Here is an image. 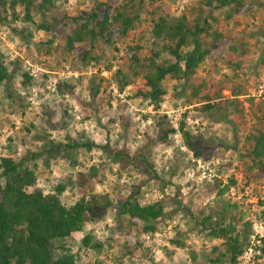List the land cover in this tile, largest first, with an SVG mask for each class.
Wrapping results in <instances>:
<instances>
[{
    "label": "rangeland",
    "instance_id": "rangeland-1",
    "mask_svg": "<svg viewBox=\"0 0 264 264\" xmlns=\"http://www.w3.org/2000/svg\"><path fill=\"white\" fill-rule=\"evenodd\" d=\"M95 3L101 4L99 18L107 12L110 22L116 9L127 5L126 0H54L66 18L47 32L33 30L28 51L9 27L0 26V49L9 59L18 57L21 66L11 83V98L4 97L0 89V156L18 159L26 150H39L41 141L31 136L43 134L40 107L59 115L62 102L69 122L64 131L73 134L84 128L100 146L108 143L111 149L124 146L132 152L155 138L156 123L164 115L176 132L167 142L153 145L149 162L159 179L146 181L137 197L141 205L159 203L163 207L164 216L156 220L154 232H146L137 218L118 217L115 209L116 196L126 197L132 186L146 178L136 167L115 164L100 148L80 157L74 169L60 156L47 165L38 160V186L45 192L53 184L46 180L72 174L76 182L77 174H89L90 167L97 170L94 177H86L83 187L63 194L66 205L92 194L107 196L112 202L98 221H87L72 234L75 264H212L210 260L216 259L221 260L219 264H230L226 241L210 233L216 223L231 228L230 235H237L245 245L239 264H264V169L247 171L245 167L252 137L264 131V0H246L228 22L220 17L222 38L208 47L209 54L194 71L177 83H163V102L155 110L125 99L146 90L144 75L153 59L151 12L167 5L174 18L190 25L201 0H141L133 4L137 20L130 37L121 38L118 24L112 23L104 40L75 42L67 51V37L90 19ZM32 14L36 22L42 21L37 13ZM11 24L24 25L21 21ZM163 43H158L156 62L166 64L173 59ZM89 50L93 60L84 66L82 59ZM64 84L74 88L60 95ZM95 86L98 91L92 96L88 87ZM193 87L201 88L195 98L190 97ZM214 87L221 88L220 92ZM180 91L183 95L176 96ZM207 104L211 108L203 109ZM122 115L130 120L127 134L119 123ZM181 122L201 148L200 156L185 144ZM64 131L45 128L51 139H61ZM243 235H249L247 242ZM85 237L91 243L99 242L101 248L85 246Z\"/></svg>",
    "mask_w": 264,
    "mask_h": 264
},
{
    "label": "trees",
    "instance_id": "trees-1",
    "mask_svg": "<svg viewBox=\"0 0 264 264\" xmlns=\"http://www.w3.org/2000/svg\"><path fill=\"white\" fill-rule=\"evenodd\" d=\"M53 1L0 0V26L9 27L12 34L28 51L33 43V30L47 32L58 23L60 18H66L65 13L55 8ZM162 1L149 0L150 3ZM245 1L201 0V6L195 8L196 13L190 25H186L183 19L174 18L167 5L154 7L151 12L154 21L151 51L153 59L149 61L146 67L148 71L144 75L146 90H137L134 94L126 95L125 99L132 104L148 105L154 110L157 109L165 95L163 83L167 81L170 84L177 83L180 78L194 71L209 54L208 47L215 45L222 38L219 28L220 17L224 22H228L232 14L238 11ZM251 1L258 3V0ZM126 2L125 7L116 9L111 18L112 22L107 12L101 19L99 18L97 9L101 4L95 3L90 10V19L79 29L74 30L72 36L67 37L66 50L71 51L75 42H85L86 39H89L91 43L98 39L104 40V34L112 23L118 24L121 38L130 37L137 20V16L132 12L133 8H136L133 4L141 0H126ZM32 12L41 16L42 21L36 22ZM15 21H21L24 25L17 28L11 24ZM30 26L32 29L29 28ZM161 41H164V51L173 59L170 63L156 62L159 58L158 43ZM90 50L84 53L82 59L84 66L93 60L89 58ZM20 71L19 58L9 59L0 49V89L4 97L11 98V83L18 77ZM22 77L26 82L31 79L27 74H22ZM172 87L174 91H177L176 84ZM73 88V84H64L60 95L71 92ZM88 88L92 96L98 91V86ZM220 89L216 87L215 92L219 93ZM200 90V87H193L190 97H197ZM181 95H183L181 91L176 94L178 97ZM58 105L61 109L59 115L54 109L47 111H42V107L38 109V115L43 119L39 128L43 134L38 133L31 138L41 141L39 150H26L18 159L0 156V264H75V255L70 249L72 234L79 230L83 223L98 221L112 206L107 196L94 194L88 199L83 196L72 205H66L63 201V194L66 191H73L75 186L83 187L88 180L87 176L92 178L96 175L97 170L94 167H90L89 174H77L76 182L73 181L72 174L61 180H46V183L53 184L45 192L38 186L40 179L38 160L47 165L60 156L67 161L69 168L74 169L80 157L90 154L95 148H100L115 164L123 167L134 166L146 177L138 186H132L126 197L116 196L117 216L127 215L139 219L144 224L143 229L146 232H154L156 220L164 216L163 207L159 203L141 205L137 197L141 186L146 181L159 179L149 162L153 145L167 142L168 137L176 132V128L167 121L166 116L162 115L158 119L155 138L132 152L124 146L119 150L109 148L108 143L100 146L92 140L84 128L75 130L73 134L64 131L69 125L68 112L62 102ZM209 108L211 106L207 104L203 109ZM119 123L127 134L130 126L129 118L122 115ZM31 125L34 126V124ZM45 128L48 131H64V135L61 139H51L50 135L46 134ZM179 131L187 147L196 157L200 156L201 148L190 133L184 130L182 122L179 124ZM252 140L249 162L245 164L247 171L264 169V131L253 136ZM230 182L235 183L233 179ZM261 215L264 220V211ZM210 228L211 235L226 241L230 264H239L237 259L242 255L243 246H245L243 242H240L239 237L237 235L232 237L231 228H221L217 223ZM248 238L249 235H243L245 242ZM91 241L90 237L82 239L85 246H91L93 249L101 248L99 242L91 243ZM210 261L212 264L221 262L217 259Z\"/></svg>",
    "mask_w": 264,
    "mask_h": 264
},
{
    "label": "built area",
    "instance_id": "built-area-1",
    "mask_svg": "<svg viewBox=\"0 0 264 264\" xmlns=\"http://www.w3.org/2000/svg\"><path fill=\"white\" fill-rule=\"evenodd\" d=\"M145 238L148 239V235H146Z\"/></svg>",
    "mask_w": 264,
    "mask_h": 264
}]
</instances>
